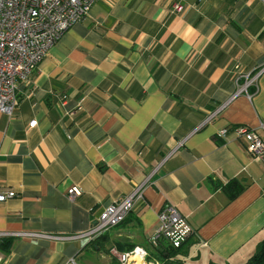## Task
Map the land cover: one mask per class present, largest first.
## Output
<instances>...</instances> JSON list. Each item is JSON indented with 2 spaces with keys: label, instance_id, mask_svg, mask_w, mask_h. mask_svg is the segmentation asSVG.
<instances>
[{
  "label": "crops",
  "instance_id": "0c3cea01",
  "mask_svg": "<svg viewBox=\"0 0 264 264\" xmlns=\"http://www.w3.org/2000/svg\"><path fill=\"white\" fill-rule=\"evenodd\" d=\"M262 66L260 0H95L0 112V191L15 192L0 264H119L136 246L145 264H244L264 241V162L234 127L264 139ZM136 189L121 223L87 235ZM165 205L193 228L173 263L149 243Z\"/></svg>",
  "mask_w": 264,
  "mask_h": 264
},
{
  "label": "built area",
  "instance_id": "2783aa9c",
  "mask_svg": "<svg viewBox=\"0 0 264 264\" xmlns=\"http://www.w3.org/2000/svg\"><path fill=\"white\" fill-rule=\"evenodd\" d=\"M95 0H0V112L11 114L16 106L17 85L20 80H27L39 61L55 44L59 36L74 22L82 19ZM264 3V0H260ZM173 9L182 10L176 1ZM264 73V66L258 74ZM240 92V91H239ZM35 120L29 123L33 126ZM237 137H244L247 150L257 160L264 162V139L246 126L234 127ZM225 135V129L218 132ZM80 190L73 186L67 196L74 198ZM14 190L0 191V202L14 197ZM141 193L136 189L121 201L107 206L95 220L89 237H95L105 230L121 223ZM159 224L149 238L150 245L158 247L164 242L176 249L193 234V228L172 205H165L158 213ZM148 256L142 247H134L117 255L119 264L136 261L143 264ZM65 264H77L69 259Z\"/></svg>",
  "mask_w": 264,
  "mask_h": 264
},
{
  "label": "trees",
  "instance_id": "16d2710c",
  "mask_svg": "<svg viewBox=\"0 0 264 264\" xmlns=\"http://www.w3.org/2000/svg\"><path fill=\"white\" fill-rule=\"evenodd\" d=\"M229 194L234 195V192ZM152 248L155 250L154 254L157 260L159 261L168 260L170 263L174 262L170 260L174 258L173 256L175 255V252L178 248L173 249L171 247H153V246ZM244 264H264V241L261 242L255 254L252 255Z\"/></svg>",
  "mask_w": 264,
  "mask_h": 264
},
{
  "label": "bare ground",
  "instance_id": "6f19581e",
  "mask_svg": "<svg viewBox=\"0 0 264 264\" xmlns=\"http://www.w3.org/2000/svg\"><path fill=\"white\" fill-rule=\"evenodd\" d=\"M135 258H137V257H135ZM136 260V264H142L141 262L142 261H140V259H135ZM134 264V263H133Z\"/></svg>",
  "mask_w": 264,
  "mask_h": 264
}]
</instances>
